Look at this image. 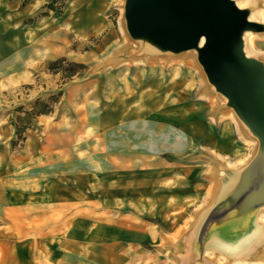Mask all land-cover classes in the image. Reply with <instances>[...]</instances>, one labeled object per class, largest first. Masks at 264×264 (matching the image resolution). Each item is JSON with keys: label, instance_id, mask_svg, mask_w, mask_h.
<instances>
[{"label": "rangeland", "instance_id": "374dc122", "mask_svg": "<svg viewBox=\"0 0 264 264\" xmlns=\"http://www.w3.org/2000/svg\"><path fill=\"white\" fill-rule=\"evenodd\" d=\"M124 6L0 0V264H264V248H213L206 224L258 140L197 52L136 42ZM82 7H93L88 30ZM253 34L264 62V31ZM60 93L14 148L17 109Z\"/></svg>", "mask_w": 264, "mask_h": 264}, {"label": "water", "instance_id": "95a60500", "mask_svg": "<svg viewBox=\"0 0 264 264\" xmlns=\"http://www.w3.org/2000/svg\"><path fill=\"white\" fill-rule=\"evenodd\" d=\"M252 11L235 0H125L124 6L126 30L136 42L159 53L196 51L209 83L258 140L257 153L206 220L211 231L230 236L248 230L264 207V62L247 56L244 42L264 24L250 19Z\"/></svg>", "mask_w": 264, "mask_h": 264}, {"label": "bare ground", "instance_id": "6f19581e", "mask_svg": "<svg viewBox=\"0 0 264 264\" xmlns=\"http://www.w3.org/2000/svg\"><path fill=\"white\" fill-rule=\"evenodd\" d=\"M235 1H236L237 5L240 8H243L245 3H246L243 0H235ZM92 10H93V7H82L80 9V11H79L80 15L78 16V18H79L78 22H81L83 24H87L88 27L85 26L84 27L85 30L90 29L91 26L95 23V20H94L95 18L93 17V15H90ZM261 17H264V11L260 10V9L254 10L250 14V19L251 20H255L256 21V20H259ZM253 35H254L253 32H247L244 35L245 52H246L247 56H249V57H253V54H254V51H253V49H254V47H253L254 46L253 45L254 44L253 43L254 36ZM202 43L203 42H201V45H202ZM43 45H45V44H43ZM149 51H150V49H149ZM42 117H45L46 119H49V115H43ZM144 164H147V163H144ZM234 177H235V175H231L229 177V183L233 182ZM263 212H264L263 210L260 211V213L258 214L256 219L254 220L253 225L248 230H246V231H244V232H242V233H240V234H238L236 236H230V235L227 234L228 232L227 233L224 232V233L215 234L213 239H211V241L209 242V245H211L213 248H215L216 250L222 252L223 254H225L227 256L228 255L229 256H233V255H236V254H239L240 256L241 255L242 256H246V257L257 256L256 253L259 251V249L264 248V224H263V222H261V219H262V216H263ZM15 218H16V216H15ZM15 221H13V222H15ZM198 226H199V224L195 227V229H197Z\"/></svg>", "mask_w": 264, "mask_h": 264}, {"label": "trees", "instance_id": "16d2710c", "mask_svg": "<svg viewBox=\"0 0 264 264\" xmlns=\"http://www.w3.org/2000/svg\"><path fill=\"white\" fill-rule=\"evenodd\" d=\"M64 60H59L57 63ZM71 65L78 66L84 68L83 64L79 63H71ZM77 73V72H76ZM72 72L68 74L67 77H71L76 74ZM60 96L52 95L49 97L48 100H37L30 110L24 109L23 107H19L17 112H22V115H18L16 117L15 126V139L12 141V146L15 148L19 145V142L25 141L26 136L25 133L28 129H33L36 124V118L40 115H49L54 113V105L60 101L62 93L59 94Z\"/></svg>", "mask_w": 264, "mask_h": 264}]
</instances>
